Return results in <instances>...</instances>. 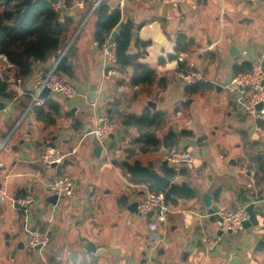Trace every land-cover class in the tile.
<instances>
[{
    "label": "crops",
    "instance_id": "1",
    "mask_svg": "<svg viewBox=\"0 0 264 264\" xmlns=\"http://www.w3.org/2000/svg\"><path fill=\"white\" fill-rule=\"evenodd\" d=\"M68 1L69 5L66 7L67 2L58 11L61 22L68 19L61 51L68 55V75H61L79 86L87 100L93 92L91 100L110 101H103L107 104L104 108L80 110L78 103L70 104L49 92L41 107L25 113L38 82L53 68L61 53L57 59L34 62L26 78L17 76L16 68L0 56V82L6 84L0 93L4 104V112L0 114V143L4 139L6 144L13 137L9 152L11 163L0 179V191L5 194V204L0 205V264H142L147 260L153 264H264V171L259 170L258 164L264 162V145L258 141L252 120L237 102L236 95L223 88L238 73L234 72L235 65L248 62L251 67V62L260 54L264 17L258 21V16L262 8L264 11L262 1L184 0L178 7H168L155 0H101L100 3L120 11L121 24H132V31H137L133 42L148 43L140 63L153 68L158 78L166 79L163 89L157 83L132 88L136 93L131 98L125 95L130 88L129 69L119 71L113 66L109 74L103 72L102 54L93 40L95 17H87L97 0H83L81 6L74 0ZM89 19V26L84 28ZM254 21L259 23L255 29ZM114 32L117 34L118 29ZM179 33L190 39L191 45L187 52L176 54L175 40ZM132 51H136L133 45ZM179 63L199 74L200 82L206 83L208 89L191 93L189 85L179 79ZM137 94H142L141 104L136 111H129L127 104L138 98ZM195 98L221 105L227 111L230 123L226 134L232 139L226 151L228 156L224 157V151L218 159L210 156L206 136H202L206 146L198 147L195 143L201 137L198 133L201 126L195 124L194 129L190 125ZM47 100L50 102L45 103ZM149 101L155 104L154 111L147 106ZM179 104L189 108L188 116L177 109ZM145 108L165 115V125L156 132L158 138L166 133L177 136L180 131L188 132L189 136L182 137L176 147L189 150L195 157L191 167L182 168L174 178L175 183L193 188L195 197L180 200L177 206L171 207L166 221L155 231L149 229L154 215L142 216L137 210L138 204L151 192L143 185L132 184L129 175L120 168L124 149L137 135L133 126H124L122 122L125 116L138 115ZM39 110L55 121L38 120ZM100 113L109 118L115 130L114 137L106 140L100 156L96 157L94 148L100 145L85 134L93 128ZM46 145L75 153L59 169L45 168L36 158ZM166 149L137 153L129 162L134 166L137 161L139 166L134 167L162 174L163 169L169 168L162 160ZM65 166L75 184L74 192L52 204L47 201L53 196L49 193V184L53 177L62 176ZM188 178H193L192 183ZM26 194H32L37 200L29 216L31 225L50 235V243L43 251L26 246L21 215L11 205L12 200ZM205 194L210 196L209 207L203 202ZM135 202L137 213L128 209ZM248 204L260 212L256 216L257 226L234 233L218 230L212 215L216 207L245 210ZM80 237L110 247L117 255L89 253L91 261L87 262L88 252ZM217 238L215 246L209 248L207 240ZM72 254H77L75 262L71 260ZM125 256L126 261L119 260Z\"/></svg>",
    "mask_w": 264,
    "mask_h": 264
},
{
    "label": "trees",
    "instance_id": "2",
    "mask_svg": "<svg viewBox=\"0 0 264 264\" xmlns=\"http://www.w3.org/2000/svg\"><path fill=\"white\" fill-rule=\"evenodd\" d=\"M55 1L0 0V56H4L16 68L17 76L21 78L29 76L34 62L44 63L48 59L58 56L64 47L66 32L64 27L68 19L65 18L64 22L60 21L59 12L53 9ZM67 2L66 7L69 5V1ZM91 15L95 17L94 42L100 48L107 39L113 38L115 43L114 67L119 71L123 69L131 71L129 86L131 88H144L157 83V86L163 89L166 85V79L164 77L158 78L153 68L140 63L148 43L139 42V40L132 41L133 26L130 22L120 23V11L102 2L93 10ZM115 29H118V32L113 36ZM132 45L136 49L135 52L132 51ZM190 45L191 40L179 33L175 40V53L187 52ZM169 58H173V56H169ZM67 61L68 55L65 54L56 66L57 73L68 75ZM159 61L162 60L159 59ZM179 69H185L182 63H179ZM233 69L235 73L247 72L250 70V64L242 62L235 65ZM5 88L6 84L0 82V93H3ZM207 89L208 85L200 81L189 86L191 93ZM46 102L48 103L50 100ZM37 119L45 123L55 121L54 118L50 120L44 116L42 110L37 112ZM165 123L164 113L152 112L148 108H145L138 115L125 116L122 124L133 126L137 135L129 143L128 148L124 149V159L120 168L129 175V181L132 184L143 185L151 193H162L165 202L169 206L175 207L180 200L193 199L196 195L194 189L188 184L175 183L176 175L170 168L163 169V173L158 174L148 168H136L129 162L137 153L145 154L176 146L182 137L189 136L188 132L180 131L177 136L173 133H166L162 138H158L156 132ZM74 128L77 129L78 126ZM258 164L259 170L264 171V162L259 161Z\"/></svg>",
    "mask_w": 264,
    "mask_h": 264
},
{
    "label": "built area",
    "instance_id": "3",
    "mask_svg": "<svg viewBox=\"0 0 264 264\" xmlns=\"http://www.w3.org/2000/svg\"><path fill=\"white\" fill-rule=\"evenodd\" d=\"M68 0H56L53 3L54 11H60L66 5ZM76 5L81 6L83 0H74ZM161 5L170 4L173 7L180 6L184 0H155ZM243 2L255 3L264 0H242ZM101 0H97L89 9L87 17L93 12V10L100 4ZM100 51L102 54L103 72L109 74L112 67L115 64V43L111 37L106 40L101 46ZM64 56V52L61 53L57 59V62L53 68L45 75V77L38 82V88L36 92L31 95V101L26 108L25 113L32 111L34 108H39L44 104V100L39 98V93L43 88L49 90L51 94L61 96L70 104H80V100H87L85 94L81 88L75 83L66 79L64 76L56 72V66L58 62ZM264 39L262 48L257 59L251 62L250 70L247 72H238L234 74L224 85V90L229 94H235L237 102L243 109V111L249 116L253 123V130L257 136L258 141L264 145ZM178 76L182 84L194 85L201 80L199 74L194 71L179 69ZM109 99H105L104 102H109ZM2 98L0 94V104ZM261 104V108L257 106ZM88 106L94 110L98 108V102L96 100H89ZM4 112V108L0 109V114ZM115 127L109 118L105 114H97L93 128L85 134L90 136L93 142L97 145L103 146L106 140L111 134H113ZM5 141L0 143V150L4 147ZM75 151L65 152L61 148L55 145H46L40 155L36 158V162L41 164L45 168H52V165L61 166L66 158L74 154ZM162 160L172 169L174 172L179 171L181 168L190 167L195 157L189 150L172 146L167 148L162 154ZM3 165L0 162V179L5 175L3 174ZM75 189V184L70 177L67 176H55L52 178L49 184V193L62 199L72 196ZM4 193L0 191V205L5 204ZM37 200L32 194H26L19 198L12 200V207L17 210L22 218V229L25 239V244L31 249H37L39 251L45 250L50 243V235L39 229L33 228L29 221V216L32 209L35 207ZM154 208H157L156 212H153L154 222L150 224L149 229L155 231L159 224L166 221L167 216L171 212V206H169L162 193H150L142 200L137 210L140 215L145 216L151 212ZM212 215L215 217V222L218 230L221 233L238 232L242 230V224L248 219V214L244 209L231 210L222 206H218L213 211ZM217 240H207V246L212 248L217 243ZM85 260L91 261V254H85ZM142 264H153L150 260L145 261Z\"/></svg>",
    "mask_w": 264,
    "mask_h": 264
},
{
    "label": "rangeland",
    "instance_id": "4",
    "mask_svg": "<svg viewBox=\"0 0 264 264\" xmlns=\"http://www.w3.org/2000/svg\"><path fill=\"white\" fill-rule=\"evenodd\" d=\"M260 8H262V7L260 6ZM262 16L264 17L263 8L261 9V13L258 16V21H260V19H262ZM90 22H91V20L89 19L84 28L88 27ZM257 25L259 26V23H257V21H254V29L256 28ZM83 30H85V29H83ZM75 44H76V41L73 44V46ZM73 46H72V48H73ZM133 93H136V91L130 87L126 90L125 95H127V97L131 98L133 96ZM137 95H139V94H137ZM141 96H142V94L139 95L138 98L133 100L130 103V105L127 104V108L129 111H136L138 109V106L141 104V101H142ZM88 101L89 100H82L81 99L80 104L78 106L79 109L80 110H91V111H93L94 109H92L88 106ZM103 101L104 100H102V98H100V100L97 101L98 106H102V108H104L107 104H105ZM208 105H209V107H207ZM177 109H180V111L186 116H188L190 113L189 108L185 107L182 104H179L177 106ZM226 112H225V109L223 107H221V105L218 106V104H211V103L207 104L206 100L203 98H195V100L191 106V114H192L193 121H192V124H190V125L194 129L196 127L195 124H197V126H201V129L198 131V133L201 136L207 137V140L209 143L208 144L209 145V155L216 158V159H218L220 152L223 153V151H224V157L229 155L228 154L229 152H226V151H228V146L231 144V141H232V139L229 138L230 137L229 134H226V132L228 131V125L230 123V121L227 119ZM171 114H174V113H171ZM178 118H182V116H180ZM12 140H13V137L9 138V140L6 141V144L2 148V150H0V162L4 166V174L6 173L5 168H8L10 163H11L9 160V152H10V146L12 144ZM2 141H4V139H2ZM231 146L233 147V145H231ZM233 149H235V148H233ZM154 156L156 157V155H154ZM102 163L104 164V162H102ZM67 167L68 166H65L64 172L61 173V175L70 177V172H69ZM190 167H188V168H190ZM46 172L51 174V170H47ZM178 174H179V171H175V175H178ZM188 180L190 183H192L193 178H188Z\"/></svg>",
    "mask_w": 264,
    "mask_h": 264
},
{
    "label": "water",
    "instance_id": "5",
    "mask_svg": "<svg viewBox=\"0 0 264 264\" xmlns=\"http://www.w3.org/2000/svg\"><path fill=\"white\" fill-rule=\"evenodd\" d=\"M164 6L171 7L170 4H165ZM56 25H57V24H56ZM131 34H132V38L135 39V38L137 37V31H136V30H133V31L131 32ZM115 35H116V32L113 33V36H115ZM160 36H162V35L160 34ZM160 38H161V37H160ZM160 41H161V39H160V40H157V42H160ZM54 58L57 59V56H55ZM68 63H70V62H68ZM263 65H264V64H263ZM43 78H44V76L42 77V79H43ZM38 87H39V86L37 85V86H36V89H37ZM48 95H49V90L46 89V88H43V89L40 91V93H39V98H41V99H46V98L48 97ZM89 96H90V100L93 99V98H94V93H93V92L90 93ZM147 106H149V107L151 108V110H153V111L155 110V104H154L153 102H151V101L147 102ZM257 107H258V108H261V104H259ZM3 108H4V104L1 103V104H0V109L2 110ZM113 111H115V110L113 109ZM107 113L109 114V113H110V110H108ZM113 137H114L113 134H111V135L109 136V138H111V139H112ZM204 139H205V138L202 137V136H201V137H198V138L195 139V143L197 144L198 147H203V146H206V145H207V142H203ZM187 147H188V146H187ZM100 152H101V146H95V148H94V155H95L96 157H99V156H100ZM112 163H114V162H112ZM134 166L138 167V166H139V163H138L137 161H135V162H134ZM52 167H55V166L52 165ZM56 167L59 169L61 166H56ZM182 185H185V184L182 183ZM56 200H57V197L53 195V196H51L50 198H48L47 201H48V202H51L52 204H55ZM203 202H204L205 206L209 207V206H210V196L207 195V194H205V195L203 196ZM136 206H137V203H136V202H135V203H132V204L128 207V209L131 210V211H133L134 213H137V211H136ZM253 207H254L253 204H248V205L245 207V211H246V213L248 214V219H247L246 221L243 222V224H242V228H243V229H248V228H250L251 226H257V225H258V221H257V219H256V216H259V215H260V212L257 211V210H254ZM156 211H157V208H154V209H153L151 212H149L146 216L148 217V216H150L151 214H153V212H156ZM211 212H212V209L210 210V213H211ZM227 233H230V231H228ZM79 240H80L81 242L84 243L85 249H86V251H87L88 253L95 254V255H98V256H102V255H104L105 253H112V254H114V255H117V252H116L115 250H112L110 247H107V246H101V245L97 244V242H95V241H90V240H88V239H86V238H83V237H80ZM159 253L161 254V253H163V251L160 250ZM76 258H77V254H72V255H71V260H72L73 262L76 261ZM119 260H120V261H126V260H127V257L125 256V257H123V258H120Z\"/></svg>",
    "mask_w": 264,
    "mask_h": 264
}]
</instances>
